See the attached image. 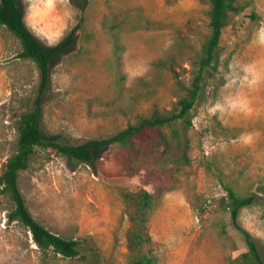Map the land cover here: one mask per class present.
Listing matches in <instances>:
<instances>
[{
	"label": "rangeland",
	"instance_id": "1",
	"mask_svg": "<svg viewBox=\"0 0 264 264\" xmlns=\"http://www.w3.org/2000/svg\"><path fill=\"white\" fill-rule=\"evenodd\" d=\"M18 2L47 47L82 20L75 43L51 64L41 119L45 133L75 146L172 111L192 87L210 35V0H85L83 12L71 0ZM240 4L192 125L187 133L181 124L176 134L163 129L168 148L149 130L136 140L137 155L105 147L95 153V168L38 149L19 174L35 219L67 239H89L84 254L45 258L30 232L9 222L14 204L0 189V264H130L124 194L139 190L156 201L149 232L157 264H235L247 248L225 209L224 184L256 195L239 223L264 257V0ZM21 51L17 37L0 26V174L16 151L17 121L34 107L41 83Z\"/></svg>",
	"mask_w": 264,
	"mask_h": 264
},
{
	"label": "trees",
	"instance_id": "2",
	"mask_svg": "<svg viewBox=\"0 0 264 264\" xmlns=\"http://www.w3.org/2000/svg\"><path fill=\"white\" fill-rule=\"evenodd\" d=\"M71 1L80 12L85 10V0ZM242 11L240 0H210V35L202 48L197 75L192 87L179 98L172 111L144 117L110 138L90 140L75 146L63 142L60 135L45 133L41 128V119L44 98L52 81L51 64L59 54L75 43L82 20L61 43L47 47L28 28L18 0H0V26L6 27L17 37L22 46L19 58L33 61L41 77L34 107L23 113L17 121L16 151L8 158L0 174V189L14 204L13 210L8 214L9 222L21 223L30 232L33 242L45 258L51 253L68 259L81 257L89 239L62 237L37 221L29 210L19 187V174L29 169L37 150L44 149L95 168V153L105 147L120 145L137 155L139 150L136 148V140L147 136L149 130H156L162 145L168 148L170 136L165 134L163 129H172L173 134H176L178 132L174 127L181 124L187 133L192 125V111L201 97L206 94L205 81L213 76V71L217 70L222 34L229 26L230 15L240 14ZM184 144L189 147L187 138ZM185 159L187 160V157ZM224 189L226 191V196L223 198L225 209L229 212L232 225L244 239L247 248V252L238 258L235 264H264V257L257 239L239 223L241 210L252 206L256 202V195H242L227 184H224ZM124 200L125 214L131 222L127 236L130 264H157L149 232L150 217L156 206L155 197L145 190H139L125 193Z\"/></svg>",
	"mask_w": 264,
	"mask_h": 264
}]
</instances>
